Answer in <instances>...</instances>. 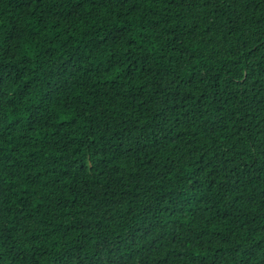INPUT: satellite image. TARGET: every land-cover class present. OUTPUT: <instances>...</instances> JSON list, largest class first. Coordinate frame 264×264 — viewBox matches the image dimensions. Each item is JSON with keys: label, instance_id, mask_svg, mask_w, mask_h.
Segmentation results:
<instances>
[{"label": "clouds", "instance_id": "obj_1", "mask_svg": "<svg viewBox=\"0 0 264 264\" xmlns=\"http://www.w3.org/2000/svg\"><path fill=\"white\" fill-rule=\"evenodd\" d=\"M0 264H264V0H0Z\"/></svg>", "mask_w": 264, "mask_h": 264}]
</instances>
